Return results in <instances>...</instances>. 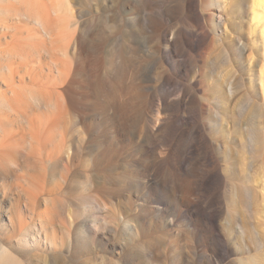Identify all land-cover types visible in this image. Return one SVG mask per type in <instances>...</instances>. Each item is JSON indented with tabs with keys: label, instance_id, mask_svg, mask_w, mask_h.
I'll return each instance as SVG.
<instances>
[{
	"label": "bare ground",
	"instance_id": "6f19581e",
	"mask_svg": "<svg viewBox=\"0 0 264 264\" xmlns=\"http://www.w3.org/2000/svg\"><path fill=\"white\" fill-rule=\"evenodd\" d=\"M180 13L181 25L164 26ZM229 13L238 22L230 37L221 27ZM150 31L153 44L142 55L140 38ZM254 32L262 39H253ZM215 43L230 67L214 77ZM261 47L264 0H0V77L7 87L0 92V264H21L16 255L34 251L43 264H65L69 256L91 264L99 260L90 256L96 245L111 239L114 264H174L170 257L181 256L175 240L154 235L162 229L161 212L175 205L170 197L189 213L188 233L196 231L192 214L207 219V264L234 253L246 255L240 264H264L258 193L247 192L240 216L224 210L216 189L250 177L258 183ZM250 107L244 143L237 136ZM201 134L209 148L200 146ZM57 185L73 198L49 201ZM194 190L205 200H190ZM114 202L152 214L124 217V242L115 241ZM43 203L59 212L40 211ZM224 212L220 226L216 214ZM167 224L177 237L173 219ZM11 237L26 247L13 246ZM153 241L163 246L151 249ZM179 264L193 259L181 256Z\"/></svg>",
	"mask_w": 264,
	"mask_h": 264
},
{
	"label": "rangeland",
	"instance_id": "374dc122",
	"mask_svg": "<svg viewBox=\"0 0 264 264\" xmlns=\"http://www.w3.org/2000/svg\"><path fill=\"white\" fill-rule=\"evenodd\" d=\"M230 3H233L234 0H228ZM258 11L260 12V14H262V9L260 6H257ZM250 13L248 12V16L247 13L243 16L244 17V22H243V30L244 32L247 31L248 28V23L246 22L249 18ZM184 18V15H182L181 13L174 19L168 20L164 22V26H174L175 24H182V20ZM235 19L234 15L232 13L228 14V18L225 20L226 22L224 23V21L221 23V27L225 26L228 30L227 33L228 37L233 36V33L236 29V26L234 27L233 23H237L238 22H233V20ZM228 20V21H227ZM232 24H231V23ZM250 23L253 24L254 21L250 20ZM232 25V26H229ZM163 26V25H162ZM234 27V28H232ZM154 31H150L149 33H145L144 35H142V38H140V46H141V50H142V55H144L145 53H147L149 47L153 44L152 38L151 36L154 34ZM232 34H231V33ZM254 34H256L255 37H252L253 39H258L261 40V36H259V34H257V32ZM128 38L130 40L131 43H135L136 39L133 36H129L127 37L126 33H122V37ZM123 37V38H124ZM131 39H133L131 41ZM139 41V40H138ZM117 43V42H116ZM222 46H224L227 49V53H228V57L229 59L232 61L234 60V54L232 52L231 48L228 45V40L224 39V41H221ZM110 50L112 49H116L114 44L111 46L110 45ZM261 55H260V64L263 65L264 68V50L261 47ZM222 49L221 46L215 43V48L213 50V54H212V58H213V75L215 77L216 76H221V72H227V70L229 69L230 65H229V61L226 60V58H224V53H222ZM228 67V69L226 70V68ZM224 69L226 71H224ZM264 77V74H263ZM7 89L6 87V82L4 79H2V77H0V92H4ZM259 96L257 98V103H259L258 108H257V113H256V117H255V127L257 129V133L260 136V142L257 145V150H256V156H255V168H256V172L255 173V177L258 180V183L255 184V182L253 181V177L249 178V179H245V181L241 182L240 184L238 183V187H228L227 189L224 188L225 184L222 183H217L216 189L217 191L221 192V197L219 198V204L221 206H223L224 210H229V211H236L237 213L239 212L238 215H242L243 211L245 212L246 210V202H247V192H257L258 193V201L257 204L258 207H260V209H262L264 207V201L262 200V194L264 193V83L262 85L259 86ZM243 129L241 130V135L239 133L241 141H243L244 143H247V136H248V132H249V128L251 126V123L253 121V117H252V108L250 107V111L248 109V111H246V113L244 114L243 118ZM11 128V126H10ZM238 135V134H237ZM209 142L207 140V138H205L204 134H201V138H200V146L201 147H206L209 148ZM58 146V145H57ZM127 147H132L131 144L127 145ZM59 150L60 151H65V148L63 150V147L61 148L59 146ZM241 152V161L243 160L244 162L246 161V156L247 153L246 151L242 150ZM213 160H215V156L213 157ZM245 159V160H244ZM242 161V162H243ZM23 174V173H22ZM254 177V178H255ZM66 190V193L64 191ZM62 190V186L60 185V189L59 186L57 185V187L55 186V188H51L50 191L47 192V199L49 201H53V202H66L67 199L69 198H73L72 193L69 192V189L67 190V188H63ZM58 191V192H57ZM63 191V192H62ZM60 192V193H59ZM62 192V193H61ZM69 192V193H68ZM64 193V194H63ZM256 193V194H257ZM50 194V195H49ZM66 194V195H65ZM68 194V196H67ZM65 195V196H64ZM199 196H201L199 198ZM190 200H205L206 196L202 195L199 191L194 190L193 194L190 195ZM47 200V201H48ZM169 200L173 203H175L174 206H170L167 208H164V210L161 212V219L163 221L162 224V229H158L157 232L154 235H160L162 237H164L167 240H175L176 243V247L180 253L181 256H186V257H191L193 259V264H207V260L211 258V253H210V242L207 241V238H205L204 236L207 233V219L203 216H197L195 214L191 215V219H192V223L194 224V226L196 227V231L195 234H191L188 233L186 230V227L183 225L184 224V219L186 217L189 216V213L186 212L184 209L185 207L183 206H179V199L178 198H169ZM46 201L45 204H48V202ZM41 204L39 206V210L40 211H44L48 212V211H56L59 212L58 210L53 209L51 206H49L48 209H46L45 204ZM256 204V205H257ZM49 205H51V203L49 202ZM152 205V204H151ZM119 206H117L116 202H114V208L112 207L111 209H113L115 211L116 214H118L115 218V221L117 223V237L115 239V241L120 240L122 242L125 241L126 238L129 237V230L125 228V224L123 223V219L124 217L128 216V217H134L137 215H143L145 216V218H151L152 214H145L142 211H126V210H121L118 208ZM150 210V209H149ZM48 214V213H46ZM62 216V215H59ZM65 217V214L63 215ZM62 216V217H63ZM216 216L218 217V223L219 225H223V222L225 220L226 213H217ZM45 217V214H44ZM232 218V215L228 216L229 218ZM230 218V219H231ZM170 219H173L174 224H175V228L177 230V237L172 238L171 234H172V230L170 229V226L167 224L169 222ZM27 220V219H26ZM232 220V219H231ZM230 220V221H231ZM221 228V227H220ZM246 230L248 232V236L251 237V229L250 227H246ZM258 230L260 231V233L264 232V228L263 227H259ZM64 234L65 231H63ZM67 232V231H66ZM262 237V235H261ZM247 238V237H246ZM10 240H12V245L15 246L14 244H16L17 246L19 245L20 247H26L24 243H22L23 241L19 242L17 241V238H10ZM247 241H249L248 239H246ZM17 241V242H16ZM114 242V239L109 240L108 245L106 244H101V245H96L95 247V251L90 255V256H95L96 258H98L99 260H96L94 262H92L91 264H114V261H116L118 258L117 254H113L111 252V245ZM108 246V247H107ZM163 246V243H157L156 241L152 242L151 245V249H159ZM169 249V246L167 247V250ZM158 251V250H157ZM36 252V251H34ZM33 252V253H34ZM31 252V254L27 255V256H23V255H16L18 258H20L19 260H21V264H43V262L41 260H43V257L41 256V254H39V256H37V254H33ZM37 253H40L39 251ZM95 253V254H94ZM260 258L262 261V263H264V258L263 255L264 251H260ZM181 256H179L178 258H176V255H172L169 259L170 263H174V264H179V261L181 259ZM240 256H246L245 254L240 255L237 253H234L232 255L227 256L226 258H224L222 261H220L218 264H240L238 261V258ZM38 258H41L38 259ZM263 258V259H262ZM68 260H66L65 264H77L76 262H72L75 260H72L71 256L67 257ZM25 260V261H24Z\"/></svg>",
	"mask_w": 264,
	"mask_h": 264
}]
</instances>
